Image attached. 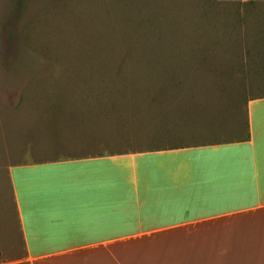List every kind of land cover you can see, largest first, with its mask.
<instances>
[{
  "label": "rangeland",
  "instance_id": "obj_1",
  "mask_svg": "<svg viewBox=\"0 0 264 264\" xmlns=\"http://www.w3.org/2000/svg\"><path fill=\"white\" fill-rule=\"evenodd\" d=\"M263 88L264 0H0V264H27L9 169L33 143L135 153L211 116L236 139Z\"/></svg>",
  "mask_w": 264,
  "mask_h": 264
},
{
  "label": "crops",
  "instance_id": "obj_2",
  "mask_svg": "<svg viewBox=\"0 0 264 264\" xmlns=\"http://www.w3.org/2000/svg\"><path fill=\"white\" fill-rule=\"evenodd\" d=\"M194 118L135 153L33 143L9 169L26 263L264 264V95L244 102L236 139H208L216 116Z\"/></svg>",
  "mask_w": 264,
  "mask_h": 264
}]
</instances>
